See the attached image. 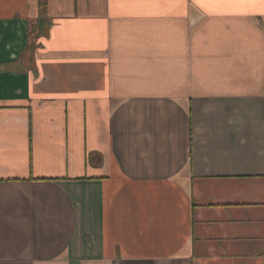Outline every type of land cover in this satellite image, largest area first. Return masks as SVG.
<instances>
[{
	"label": "crops",
	"instance_id": "crops-1",
	"mask_svg": "<svg viewBox=\"0 0 264 264\" xmlns=\"http://www.w3.org/2000/svg\"><path fill=\"white\" fill-rule=\"evenodd\" d=\"M0 0V264H264V0Z\"/></svg>",
	"mask_w": 264,
	"mask_h": 264
},
{
	"label": "trees",
	"instance_id": "trees-1",
	"mask_svg": "<svg viewBox=\"0 0 264 264\" xmlns=\"http://www.w3.org/2000/svg\"><path fill=\"white\" fill-rule=\"evenodd\" d=\"M41 6H45V0L41 1Z\"/></svg>",
	"mask_w": 264,
	"mask_h": 264
}]
</instances>
